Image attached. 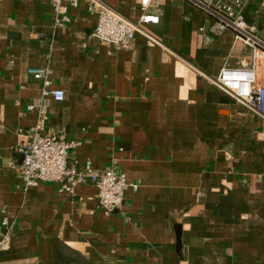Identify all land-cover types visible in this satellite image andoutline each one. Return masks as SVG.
I'll return each instance as SVG.
<instances>
[{
    "label": "crops",
    "instance_id": "1",
    "mask_svg": "<svg viewBox=\"0 0 264 264\" xmlns=\"http://www.w3.org/2000/svg\"><path fill=\"white\" fill-rule=\"evenodd\" d=\"M103 1L142 14L140 0ZM243 1L264 37V0ZM67 13L55 27L49 0H0V264H264V120L212 84L249 67L250 51L231 31L211 36L187 0H150L158 23L125 48L90 38L82 1ZM31 68L52 71L63 101L42 96ZM41 117V135L78 143L69 166L115 167L137 185L118 211L98 209L89 180L72 195L23 189L17 148Z\"/></svg>",
    "mask_w": 264,
    "mask_h": 264
},
{
    "label": "built area",
    "instance_id": "2",
    "mask_svg": "<svg viewBox=\"0 0 264 264\" xmlns=\"http://www.w3.org/2000/svg\"><path fill=\"white\" fill-rule=\"evenodd\" d=\"M55 27H64L69 22L68 7H74L82 1L89 13L96 16L95 26L90 34L92 40L107 47L125 48L137 33H143L141 27L157 24L159 17L146 13L150 0H140L141 16L136 22L123 17L103 0H49ZM196 8L204 11L211 21L210 34L217 37L225 31H231L234 40L250 51V65L247 68L223 67L212 84L220 92L236 103L246 107L264 120V37L248 25L243 16V0H187ZM202 32L203 29H200ZM154 44L159 43L148 37ZM34 81L40 82L41 94L61 102L64 93L52 89V71L49 68H31L28 70ZM28 110L33 106H28ZM46 117L38 119L29 130V140L17 148L22 158L19 165L21 185L28 190L40 183L58 185L59 193L72 195L77 185L89 180L97 190L98 209L109 215L122 207L125 191L137 189L131 185L126 175L115 167L96 172L90 163L83 170L69 166L68 152L78 143L65 141L54 135H41L45 128ZM9 225L8 217L1 216L0 231ZM7 245V232L0 234V250Z\"/></svg>",
    "mask_w": 264,
    "mask_h": 264
},
{
    "label": "water",
    "instance_id": "3",
    "mask_svg": "<svg viewBox=\"0 0 264 264\" xmlns=\"http://www.w3.org/2000/svg\"><path fill=\"white\" fill-rule=\"evenodd\" d=\"M21 160H22V158L20 157V161H19L20 163H21Z\"/></svg>",
    "mask_w": 264,
    "mask_h": 264
}]
</instances>
